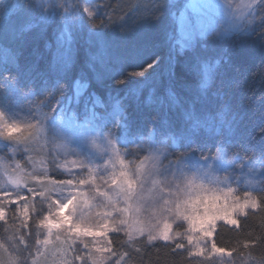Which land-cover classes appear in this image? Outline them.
Segmentation results:
<instances>
[{
  "label": "trees",
  "instance_id": "1",
  "mask_svg": "<svg viewBox=\"0 0 264 264\" xmlns=\"http://www.w3.org/2000/svg\"><path fill=\"white\" fill-rule=\"evenodd\" d=\"M23 1L0 0V115L22 129L14 139L0 135L4 163L48 159V150L44 154L41 140H36L42 124L66 107L80 118L89 114L84 108L102 115L104 103L113 116L102 118L101 131L115 136L122 151H136L137 160L154 142L164 145L174 161L206 159L225 150L241 163L256 161L264 169V1L257 5L252 34L223 55L208 83L202 61L220 50L178 46L172 14L181 7L168 0H73L57 14L44 12L31 0L34 13L18 16L16 6ZM117 26L122 29V51L113 48ZM91 34L102 38L116 56L105 67L96 62ZM77 83L85 84L86 92L68 104ZM4 143L12 145L14 157L2 150ZM50 171L51 177L57 176ZM30 189L25 194L27 227L25 201L10 203L20 193L2 198L0 192V208L6 213L0 220V264L38 262V242L45 231L38 222L48 206L36 183ZM261 189L252 193L255 199L264 198ZM15 209L21 211L14 214ZM238 220V227L217 228V249L229 253L235 264H264V203ZM108 240L109 258L115 260L133 245L138 259L131 264L191 263L189 253L172 254L171 246L139 239L129 243L114 233Z\"/></svg>",
  "mask_w": 264,
  "mask_h": 264
},
{
  "label": "rangeland",
  "instance_id": "2",
  "mask_svg": "<svg viewBox=\"0 0 264 264\" xmlns=\"http://www.w3.org/2000/svg\"><path fill=\"white\" fill-rule=\"evenodd\" d=\"M168 1L181 7L172 14L178 46L187 50H195L199 46H206L210 51L215 50L214 52L220 50L202 61L205 81L208 83L223 55L252 34L258 23L257 5L264 0ZM35 2L44 12L51 11L57 14L62 6H70L73 0ZM126 6L124 5L121 10L125 11ZM16 7L18 16L31 15L35 11L31 0H24ZM120 30L122 29L118 26L114 29L116 33L113 41L114 50L122 48L119 46V34L122 33ZM91 35L96 40L94 45L96 62L105 67L108 60H114L116 56L110 54L102 38ZM86 88L85 84L77 83L74 96L68 104L80 101ZM101 106L102 115L95 116L92 114V108H84L89 114L80 118L75 113L68 112L66 107L57 116L44 122L38 129L36 140H41L39 142L44 146L42 147L44 154L48 150L50 155L48 159L28 161L26 165L19 162L4 163L0 160V192H3L1 197L12 196V193L28 194L33 183H36L39 190H43L52 189L53 179L71 180L74 185L80 180L91 179L93 181L91 184L82 186L84 192L94 197L90 201L91 207L84 208L79 200L78 203L80 210L89 216L90 222H98L96 217L98 211L112 209L104 198L96 195L97 190L112 196L118 208L127 206L123 197L117 195V189L105 183L113 174L118 175L123 170L137 181L135 193L129 201L132 210L127 214L129 232L134 236L133 241L138 240L136 235L147 234L153 240H166L171 234L176 242L184 245L181 251L189 253L190 264H235L229 253L221 255L223 252L215 246L212 247V251L217 254H204L211 248L217 229L212 237L211 231L193 233V243L189 244L186 222L181 219L188 221L196 231L206 229L208 225L214 228L218 220H223L225 224H235L234 213L240 218L245 215L246 208L250 211L257 207L253 195L251 198H244L246 192L253 193L261 187L264 189L261 185V182H264V169L256 161L241 163L239 158L225 150H219L206 159L184 157L174 161L169 158L164 145H157L154 142L151 143L152 147L144 158L137 160L136 151L131 153L122 151L115 136L110 132L101 131L104 122L102 118L109 120L113 116L108 104L103 103ZM115 114L120 115L121 111ZM5 124L9 123L4 118L0 119V132L3 131ZM21 133L22 129L14 132L13 137L18 134L20 136ZM12 149L9 143L2 144V150L14 157ZM23 156L26 161L27 156ZM50 170L55 171L53 173L57 176L51 177ZM78 190L80 189L71 186L62 187L56 189L58 192L54 196L40 199L47 204V213L54 212L53 199L65 203L72 192ZM236 197L240 200L235 199ZM136 208L141 209L139 213L135 211ZM3 217V211H0V219ZM181 224L184 226H179ZM110 234L100 237L77 234L73 237L63 229L53 228L51 235H48V230L45 229L41 243H38L40 251L36 264H92L93 259L101 264H113L116 260L109 258L111 245L106 247ZM205 236L209 238L207 242L203 239ZM44 239H48V244L44 241L47 245L43 243ZM70 249L73 252H70ZM191 252H200V255H191ZM124 253L127 254L123 256L122 262L118 261V264L137 262L138 254L134 252L133 245L126 246Z\"/></svg>",
  "mask_w": 264,
  "mask_h": 264
},
{
  "label": "snow or ice",
  "instance_id": "3",
  "mask_svg": "<svg viewBox=\"0 0 264 264\" xmlns=\"http://www.w3.org/2000/svg\"><path fill=\"white\" fill-rule=\"evenodd\" d=\"M0 119H2V116H0ZM21 130V127L16 124H5L4 129L2 132H0V135H3L5 138L8 139H14L13 133L18 132ZM9 133H11L9 135ZM93 181L91 179L89 180H80L77 184H73V181L71 180H51L52 189L44 188L43 190H39V195L41 197L47 198L48 196H54L58 191L56 189H61L62 187H75L77 189H80L78 191L72 192L70 198L65 203H60L58 200L53 199L52 205L55 208L54 212H48L43 216V218L38 222V227L42 229L48 230V235H51V231L53 228L56 229H63L66 232H68L70 235L75 237L77 234H82L85 236H92V237H100V236H107L110 233H115L117 235L123 234L125 237H127V241L131 243L133 241L134 236H132L129 232L130 223L127 214L132 210V205L129 203V201L132 200L133 195L135 193L136 188V180L130 177L127 172L120 171L119 174H113L110 180H105V183L110 184L114 189H117V195L122 196L126 207H117L116 203L113 201L112 196H110L108 193L104 191L97 190L96 195L99 197L104 198L108 202V206L112 209V211L105 210V211H98L96 213V217L98 218L97 221H91L89 219V216L85 215L84 212L80 210V204L78 203V200L80 203L83 204L84 208L91 207V199H94V197H90L88 193L84 192L82 190V186L85 184H91ZM232 190L230 189L229 192ZM252 193L246 192L245 198H251ZM27 195L25 194H17L16 200H10V203H19V201H25V205L22 209L24 220H23V226L27 227L28 225V206H27ZM235 199H239V197H236ZM243 199V200H244ZM256 205L258 208L261 203H264V198L255 199ZM27 206V214L25 215V207ZM252 208V209H256ZM249 208L245 209L244 214H246L247 210ZM140 208H136L135 211L137 213L140 212ZM0 211H3L4 218L0 220H4L6 218L5 211L0 208ZM21 209H15L13 210V213L20 212ZM236 213L233 214V218L236 220L235 224H225L223 220L216 221L215 227L208 225L206 229H200L199 231H196L193 229V227L189 224L188 221L181 219L182 221L186 222L187 226V232H188V243H193V233L200 234L201 231H211L212 235H214L215 230L222 224L227 227H238L239 226V220L237 218ZM179 226H184L183 224ZM111 229V230H109ZM136 238L139 239L141 242L146 243L147 245H156L161 244L164 245L165 248H168L171 246V252L172 254H176L178 250H182L184 248V245L182 243L176 242L173 238V236L170 234L169 239H150L147 234L144 235H136ZM206 242L209 240L207 236L203 238ZM44 241H47L48 239H44ZM39 243V242H38ZM45 244V243H44ZM45 244V245H47ZM215 245L216 248L217 245L213 242L211 243V248L205 252V255H215L217 253L212 251V247ZM87 247V245H85ZM106 247H110V243L106 245ZM99 250V249H98ZM136 252H140V248H135ZM127 253H117V260L113 262V264H118V261ZM191 255H200V252H191ZM221 255H227V253L223 252ZM129 258L131 259V256L129 255ZM92 264H101V262L97 261L96 259L92 260Z\"/></svg>",
  "mask_w": 264,
  "mask_h": 264
}]
</instances>
